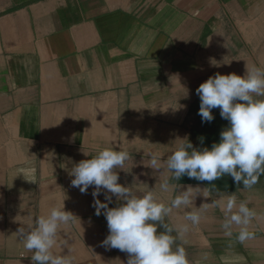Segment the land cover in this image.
Instances as JSON below:
<instances>
[{"label": "crops", "instance_id": "0c3cea01", "mask_svg": "<svg viewBox=\"0 0 264 264\" xmlns=\"http://www.w3.org/2000/svg\"><path fill=\"white\" fill-rule=\"evenodd\" d=\"M246 64L264 68V0H0V264H32L18 229L31 230L63 203L79 219L61 227L55 254L72 264H127V253L101 246L106 218L94 214L92 188L81 194L69 172L106 147L124 149L132 158L119 183L142 196L156 182L142 164L148 153L166 159L177 136L196 148L219 142L229 122L217 108L202 123L196 89L217 72L244 76ZM26 166L36 168L27 180L18 176ZM156 177L175 185L156 193L166 205L199 185L207 196L193 193L197 208L235 193L256 212L253 238L241 244L238 227L224 235L219 207L203 210L183 244L189 264H264V192L256 185ZM192 210L176 209L165 223H190Z\"/></svg>", "mask_w": 264, "mask_h": 264}, {"label": "clouds", "instance_id": "9594fccd", "mask_svg": "<svg viewBox=\"0 0 264 264\" xmlns=\"http://www.w3.org/2000/svg\"><path fill=\"white\" fill-rule=\"evenodd\" d=\"M209 62L213 67L221 66L215 58H210ZM196 94L200 99L197 114L202 123L212 122L215 119L213 109L219 108L220 116L229 122L228 126L221 131L219 142H214L211 148H196L189 137L177 136L170 144L178 146L166 159L162 160L158 153H148L147 162L143 160L142 164L153 170L156 182L154 188L142 196L119 183V170L132 158L124 149L106 147L90 159L75 164L69 172L70 177H74L71 186L78 188L81 194H89L92 188L94 214L106 218L109 234L101 246L127 253V264H189L183 246L186 235L191 227L199 225L201 212L210 207H219L224 213L221 225L224 235L231 237L236 226L239 228L236 239L241 244L253 238L248 226L256 212L248 207L247 201L238 202L235 193L213 200L211 204L204 203L199 208L194 204L193 193L203 192L204 197L207 196V187L202 189L199 185H188L168 205L157 199V191L171 193L175 185L168 179H157L156 173L170 175L175 180L187 176L190 180L210 184L231 176L237 185L243 184L242 190L252 189L264 175V99H255L264 97V68L249 70L246 64L244 76L217 72L200 84ZM199 139L203 143L204 138ZM35 172L34 166H26L18 169V176L23 175L26 179ZM112 204L115 206L110 207ZM189 208L193 210L185 212L184 220L190 223L176 228L165 223V218L174 210ZM77 219L65 210L63 203L53 207L46 216H39L31 230L20 227L16 235L22 238L23 247L32 253V264H72L69 256L55 254L54 249L61 244V227Z\"/></svg>", "mask_w": 264, "mask_h": 264}, {"label": "rangeland", "instance_id": "374dc122", "mask_svg": "<svg viewBox=\"0 0 264 264\" xmlns=\"http://www.w3.org/2000/svg\"><path fill=\"white\" fill-rule=\"evenodd\" d=\"M228 179H232L231 176H225V177H223V178L221 179V181H223V180H228ZM261 181H262V182L264 181V175H262V176L259 178V183L256 184V187H255V188H253L254 192H255L257 195H259L260 192H262V191L264 192V188H261V187H260Z\"/></svg>", "mask_w": 264, "mask_h": 264}]
</instances>
